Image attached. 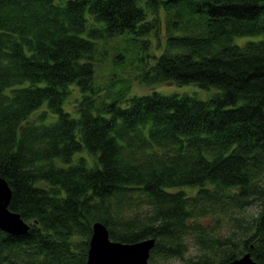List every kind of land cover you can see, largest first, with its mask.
<instances>
[{"label": "trees", "instance_id": "1", "mask_svg": "<svg viewBox=\"0 0 264 264\" xmlns=\"http://www.w3.org/2000/svg\"><path fill=\"white\" fill-rule=\"evenodd\" d=\"M147 1L151 20L139 0H0V176L29 223L0 230V264H86L96 221L154 237L151 264H264V39L234 42L264 34V0ZM131 53L145 83L220 91L111 97L97 69Z\"/></svg>", "mask_w": 264, "mask_h": 264}, {"label": "rangeland", "instance_id": "2", "mask_svg": "<svg viewBox=\"0 0 264 264\" xmlns=\"http://www.w3.org/2000/svg\"><path fill=\"white\" fill-rule=\"evenodd\" d=\"M139 4L143 6L146 10L148 20H151L154 16L151 10V6L148 4L147 0H139ZM163 14V12H161ZM162 18V17H161ZM164 19V18H162ZM161 19V20H162ZM157 29H153L149 36L155 37V34L158 30V34L160 35L159 39L161 42L165 39L164 36V30L166 29V26L163 21L160 22ZM258 39H264V34L261 35H255V36H243V37H236L234 39L235 43L242 44L246 40H258ZM157 39H152V44L156 43ZM118 41V40H117ZM116 42V41H115ZM132 41L127 40L123 41L122 45L126 44L129 46H132ZM144 71L143 67L139 62H137V59H135V54L131 53V57H126V61L121 63L119 66L117 65L116 68H113L109 63H104L102 66H100L97 69V80L96 82L99 83L100 86H103L106 84V89L110 90L112 93L110 94L111 97L121 92H126L125 87H128V92L125 93L126 96L133 95V94H142L147 93L150 91H158L161 94H177V95H183L187 94L197 99H210L213 95H215L217 92L220 91V89L216 86H205L201 87L197 84L190 83V84H177L170 80L167 82H161V83H154V84H148L145 83L143 80H141L138 76L139 73ZM116 80L118 82L114 83L113 85H110V80ZM79 93L76 91V89L72 92L71 95H69L67 101V109L70 111H74L75 99L78 97ZM110 99V98H109ZM124 103H121V105ZM44 108V107H43ZM43 108L38 109L33 115L39 113ZM187 192L191 193L193 188H186ZM251 212H254V207L248 208ZM201 223H204L208 225L209 223L212 224L213 222L209 218H203L201 219ZM187 244L189 245L188 251L185 254L186 257H195V255L198 253L196 249V245L193 244L191 239L187 240ZM161 264H186V262L181 261L180 259H171L169 261H160Z\"/></svg>", "mask_w": 264, "mask_h": 264}, {"label": "water", "instance_id": "3", "mask_svg": "<svg viewBox=\"0 0 264 264\" xmlns=\"http://www.w3.org/2000/svg\"><path fill=\"white\" fill-rule=\"evenodd\" d=\"M11 193L8 181L0 176V230L25 234L29 223L19 213L8 208ZM92 229L86 264H151L149 259L155 244L154 237L127 243L111 239L109 229L102 222H94ZM251 255L247 252L225 264H257Z\"/></svg>", "mask_w": 264, "mask_h": 264}]
</instances>
